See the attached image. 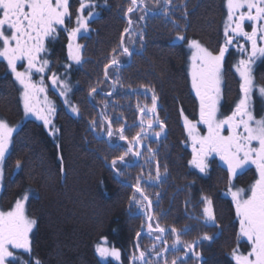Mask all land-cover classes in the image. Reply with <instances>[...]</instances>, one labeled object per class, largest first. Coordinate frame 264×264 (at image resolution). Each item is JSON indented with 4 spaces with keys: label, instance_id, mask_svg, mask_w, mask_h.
Segmentation results:
<instances>
[{
    "label": "trees",
    "instance_id": "1",
    "mask_svg": "<svg viewBox=\"0 0 264 264\" xmlns=\"http://www.w3.org/2000/svg\"><path fill=\"white\" fill-rule=\"evenodd\" d=\"M84 3L94 15L78 39L80 62H68L67 53L58 47L47 53L56 76L62 74L59 68L64 69L61 62H67L64 75L71 87L70 107L78 109L74 113L54 97L53 135L40 121L24 118L21 87L11 70L0 65V121L18 126L3 161L0 209L9 211L27 194L26 213L35 221L30 252L11 248L14 255L6 264H118L98 257L96 248L102 240L120 251L119 264H141V251L145 253L142 264H171L173 259L177 264H235L233 250L246 254L248 243L239 236L235 208L224 192L229 187L249 189L256 179L254 170H245L230 181L228 170L215 158L207 162L204 172L197 170L190 163L193 156L183 123L196 117L198 105L188 78V45L195 40L219 54L224 41V0H170V6L141 22L142 35L129 48L125 43L132 30L127 29L126 14L132 0ZM134 16L132 12L128 18ZM181 36L184 39H178ZM125 48L130 54L125 55ZM121 54L124 65L109 66L106 78L105 67ZM233 54L222 64L220 118L230 112L239 94ZM257 74L264 83V62ZM93 88L96 91L89 95ZM153 93L156 111L141 113L140 109L151 107ZM109 124L112 137L107 135ZM120 128L126 140L119 138ZM138 133L142 139L136 144L133 138ZM129 142L139 155L128 152L121 164L117 158L127 152ZM157 170L159 179H155ZM138 179L151 201L149 224L155 228L158 223L165 229L162 234L145 233L149 209L135 192ZM133 198H139L144 208L137 210ZM205 198L212 202L214 225L206 222ZM172 228L182 241L175 249ZM205 234L211 239L203 240ZM186 243H195L187 253Z\"/></svg>",
    "mask_w": 264,
    "mask_h": 264
},
{
    "label": "snow or ice",
    "instance_id": "2",
    "mask_svg": "<svg viewBox=\"0 0 264 264\" xmlns=\"http://www.w3.org/2000/svg\"><path fill=\"white\" fill-rule=\"evenodd\" d=\"M170 0H166V3ZM132 4L136 5L137 0H132ZM227 20L225 21L224 35L226 37L225 45L219 49V54H213L195 40L189 42V47L193 49L191 55V67L189 75L191 77L192 89L199 100V121L193 123L187 118L184 119V126L188 138L192 141L193 158L190 161L192 165L197 167L201 172L206 170L207 164L205 159L207 156L215 153L227 165L229 180L237 175L238 169H243L245 165H255L258 178L251 184L245 195L244 189L229 192L235 205L236 216L239 220V236L247 238L251 245V250L246 254H239L237 250H233L232 257L235 264H264V119H256L250 110V102L253 92V78L251 72V63L257 55L264 56V47L258 45V41H264V0H226ZM86 7L84 0H81L80 10ZM133 7L128 8V12H132ZM70 15L69 0H0V58L7 62L8 68L12 71L15 79L23 88L22 99L25 114H32L37 120H43L46 128L51 124L50 116L54 109L49 105L47 114L43 108L37 107L38 94L44 92L45 89L38 87L32 82L30 73L33 69L36 72L43 73L48 65L47 60L40 58V53L45 50V38L54 33L57 25L65 24V17ZM92 13H89L91 16ZM143 19V17H141ZM245 22L251 25V31L245 30ZM129 25L132 20L129 19ZM78 27L69 32V40L71 41L76 34L83 28L87 31V23L84 17H77ZM7 29V31L5 30ZM127 31V29L125 30ZM229 32L233 36H229ZM242 36L246 41L251 43V55L247 60L241 59L236 71L241 78L240 92L241 97L235 105L232 114L223 119L218 118V104L220 100V83L221 68L228 45L233 43L234 37ZM184 39V37H178ZM69 57L80 62L79 45L73 54L72 44L69 43ZM238 50L245 52L244 45H238ZM125 54L128 49H124ZM26 60L27 70L18 71L17 61ZM114 58L112 64H117ZM107 67V66H106ZM107 77V72L105 73ZM53 85L57 84L55 74L51 77ZM61 88L66 85L60 84ZM96 89L93 88L92 92ZM151 91V89H149ZM259 92L264 96V87L259 88ZM64 94L63 92L61 93ZM110 95V93H109ZM67 103V100H66ZM157 108V97L155 93L152 96V105L146 109H140L141 113H154ZM74 113H78L75 106H71ZM158 118H157V121ZM95 123V122H93ZM141 123H144L142 119ZM197 124H203L207 128V134L201 135L197 130ZM153 121L148 120V127L151 128ZM161 131L164 124L160 123ZM225 129L227 135H224ZM120 139L126 140L124 129H118ZM143 128L141 132H143ZM13 129L5 122L0 121V162H3L8 151ZM107 135L112 137L113 131L111 124L107 129ZM155 135L159 137L160 132ZM141 133L133 138L136 144L141 143ZM253 142H255L254 146ZM199 145V148L196 146ZM152 151V149H149ZM128 152L133 155H139L134 150L131 142L124 155L117 159L121 164L125 163V156ZM117 159L112 161L113 169H116ZM19 167V162H17ZM119 174V172H117ZM2 175V173H0ZM159 170L155 179H159ZM150 179H153L150 177ZM135 192L139 193L144 200H148L144 189L141 187L139 179L135 186ZM29 196L25 194L23 199H18L14 207L9 211H0V264H6V259L13 257L12 249H23L30 252L29 233L31 232L34 220L29 219L25 215L24 201ZM135 199V198H133ZM136 203H140L139 200ZM204 215L206 222H215V217L211 208V200L205 198ZM151 201L149 200V208ZM149 220L153 217L149 216ZM149 233L155 231L164 233L165 229L158 223L153 228L151 224L148 226ZM176 234V239L172 244L175 249L177 245L182 243L179 234L175 228L171 229ZM139 236L140 234L137 233ZM156 239H160L157 236ZM203 240H210L211 237L204 235ZM195 243L184 244L185 253L190 249H194ZM168 250L167 242H164V251ZM96 252L101 258L112 256L116 259L120 258V253L116 249L109 250L107 247L97 246ZM163 253H157L162 255ZM194 256L199 253L193 251ZM145 253L140 252L139 259L143 262ZM135 260L136 257H133ZM39 264V261H36ZM150 264V262H149ZM167 264V261L165 262ZM171 264H177V260L173 259Z\"/></svg>",
    "mask_w": 264,
    "mask_h": 264
},
{
    "label": "rangeland",
    "instance_id": "3",
    "mask_svg": "<svg viewBox=\"0 0 264 264\" xmlns=\"http://www.w3.org/2000/svg\"><path fill=\"white\" fill-rule=\"evenodd\" d=\"M152 0H137V4L136 5H133V11L132 12H134V14H135V19H132L133 21H132V24L131 25H129V23H128V27H129V29L130 30H132V32H131V34H130V36L128 37V40H127V42L125 43V47H127V48H129L130 47V45H131V43L132 42H135L136 40H138L140 37H141V35H142V30H143V28L141 27V22L143 21V20H145V18H147V16L148 15H151L152 13H154V12H157V11H159V10H161L165 5L168 7V6H170L169 4H170V2H167L166 3V0H153V2H151ZM224 3H225V13H226V18H225V20H224V26H223V32H222V34L224 35V27H225V21L227 20V6H226V0H224ZM86 6H87V4H86ZM132 12H128L129 13V15L128 16H130V14L132 13ZM89 13H92V15L91 16H89ZM83 14H84V16H86V17H84V19H85V21H86V23L87 22H89L90 21V18L94 15V13L93 12H91V10L90 9H88L87 10V7L83 10ZM79 16H81V15H79ZM128 16L126 17L128 20H129V18H128ZM141 17H143V19H141ZM128 29V28H127ZM83 28H81L80 29V34L83 32ZM129 30V31H130ZM224 40H226V37H225V35H224ZM71 42V44H72V51H73V54H75V52H76V47H77V45H79V43H77L76 41H73V39L70 41ZM258 45L259 46H261V47H264V41H258ZM69 46V45H68ZM194 50L193 49H191L190 47H189V45H188V55H187V58H188V65H187V69H188V78H189V80H190V85H191V90L193 91V89H192V84H191V77H190V75H189V72H190V67H191V55H192V52H193ZM67 53H68V57H69V47H68V49H67ZM124 54V53H123ZM123 54H121L120 56H116V60L118 61V63H117V65H115V64H112V61H110V63L107 65V67H105V69H104V73H106V71H107V68L109 67V66H114V67H118V68H120V66L121 65H124V64H122V62L121 61H123L124 60V58H125V56L123 55ZM79 55H80V45H79ZM126 55V54H125ZM246 56V58L245 57H243L242 59H245V60H247L248 59V56H247V54L245 55ZM256 58H261V56H259V55H257V57H255L254 59H256ZM1 60H2V58H0ZM42 60H46V59H42ZM22 62H23V68L24 69H18V67L20 66V64H22ZM68 62H72V63H75V60H73V59H70V57L68 58ZM239 65V63H236L233 67H234V70H235V73H236V76L239 78V87H240V83H241V78H240V75H239V73L236 71V68H237V66ZM252 63H251V72H252ZM17 70L18 71H21V72H23V71H26L27 70V61L26 60H19V61H17ZM62 70V71H61ZM56 70H53V68H52V65L50 64V62L48 61V65L45 67V69H44V72L43 73H39V72H36L35 71V69H33L32 70V72L30 73V75H31V79H32V82L33 83H35L38 87H40V86H42L44 89H45V91L44 92H41V93H39L38 94V104H37V107H39V108H43L44 109V112H45V114H47V111H48V107H49V105H51V107L54 109V112H53V114L49 117L50 118V120H51V124L49 125V127L48 128H46V130H48L52 135H53V133H54V126H53V121H54V114H55V112H56V108H55V100H54V97H56L57 99H58V101L59 102H61V104L62 105H64L68 110L69 109H71V107H70V102H71V96H70V92H71V87H70V85H69V83H68V77H66L65 75H66V73H68L67 71H68V66L67 67H65L64 69H60L59 68V73L60 72H62V74H59L60 76H56V74L54 73ZM114 71V70H113ZM53 74H55V76H56V78H57V84L56 85H53V83H52V79H51V77L53 76ZM65 74V75H64ZM11 75H12V77L13 78H15V76H14V74L12 73V71H11ZM105 77H106V75H105ZM107 78V77H106ZM253 78V92H252V99H251V102H250V105L253 107V105L254 106H256V105H258L259 107V110L257 111L256 110V112L257 113H259V115L257 116V114H256V112H255V115H254V112H253V116L256 118V119H264V96H262L261 94H260V92H259V88L260 87H264V83H261V82H259V80H258V77L256 78L257 79V82H256V79L254 78V77H252ZM17 81V80H16ZM18 82V81H17ZM18 84H19V86L21 87V93H20V98H21V103H22V109H24V105H23V99H22V92H23V88H22V86L20 85V83L18 82ZM60 84H64V85H66V88H61L60 87ZM114 83H113V85H112V88H111V91L109 92L110 94L112 93V91L114 90ZM222 87H223V79H222V68H221V83H220V100H219V104H218V106H220L221 105V103H222V96H223V89H222ZM64 93L63 95L61 94V93ZM108 93V94H109ZM193 93L195 94V92L193 91ZM239 99H240V97H241V92H239ZM196 96V95H195ZM53 97V98H52ZM66 100H67V103H66ZM196 100L198 101V103H199V100H198V98L196 97ZM138 106H140L138 103H137V108H138ZM219 114V112L217 113V115ZM152 117V116H151ZM220 116H218V118H219ZM24 118L26 119H33V120H36L37 121V119H36V117L34 116V115H32V114H25V111H24ZM222 119V118H221ZM38 121H40L41 123H43V120H38ZM6 123V122H5ZM184 123V122H183ZM7 124V123H6ZM10 128H12L13 129V132H12V136L16 133V130H17V128H18V126H16V127H13V126H10L9 124H7ZM43 125H44V123H43ZM197 126H198V124H197ZM201 128H202V131H200V130H198V128H197V130L200 132V134L201 135H206L207 134V128H206V126L205 125H201ZM187 133V132H186ZM224 135H227V130L225 129V131H224V133H223ZM12 136H11V138H12ZM108 138V137H107ZM109 139V138H108ZM188 142H189V145H190V149H191V153H192V156H193V151H192V148H193V145H192V141L188 138ZM11 140H10V144H9V147H8V150H9V148H10V146H11ZM197 148H199V145H197L196 146ZM8 152V151H7ZM6 155H7V153H6ZM6 155H5V157H6ZM213 157H215L218 161H221V162H219L221 165H224V167L227 169V165L220 159V157L218 156V155H216L215 153H212L211 155H209V156H207L206 157V159H205V162H206V164H207V162L209 161V160H212V158ZM251 166H253V167H255V165H252V164H250ZM194 166V165H193ZM246 166V165H245ZM195 167V166H194ZM2 168H3V162H0V173H2ZM197 168V167H196ZM256 168V167H255ZM245 169V167L243 168V169H238L237 170V174L238 173H240L241 171H243ZM197 170H199L198 168H197ZM228 170V169H227ZM200 171V170H199ZM235 178V176L234 177H232V180ZM257 178H258V176H257ZM2 180H3V175H0V192H1V190H2ZM230 188V187H229ZM232 189V188H231ZM235 190H237V189H235ZM235 190H233V191H235ZM247 194H249L248 193V191L246 192L245 191V195H247ZM225 196L226 197H229L230 199H231V202H232V205H233V208H235V205H234V203H233V201H232V197H231V194H230V192L229 191H227L226 193H225ZM23 197L24 196H22L21 198H19V199H23ZM142 198V197H141ZM137 200H139L140 201V203L138 204V203H136V201ZM143 200V199H142ZM27 201V200H26ZM26 201H24V209H25V215L28 217V215H27V213H26ZM144 202H145V207L147 208V206H148V204H147V202L145 201V200H143ZM148 203H149V201H148ZM146 204H147V206H146ZM15 205V204H14ZM14 205L12 206V208L14 207ZM135 205L137 206V210H140V209H143L144 208V206H143V203H142V201L138 198V199H135ZM11 208V209H12ZM11 209H9V210H11ZM0 211H2L1 209H0ZM235 213H236V209H235ZM149 216H152V212H151V209H150V212H149ZM148 216V217H149ZM29 219H30V217H28ZM236 218H237V216H236ZM238 219V218H237ZM32 220V219H31ZM148 220H149V218H148ZM150 221V220H149ZM239 221V220H238ZM209 224H212V225H214L215 223H212V222H209ZM33 227H34V225H33ZM154 228V227H153ZM33 229L34 228H32V230H31V232L29 233V240H31L30 239V235H31V233H32V231H33ZM239 229H240V226H239ZM154 232V231H153ZM152 232V233H153ZM145 233H147V234H150L149 233V230H148V228L145 230ZM242 238V240H245L247 243H248V241H247V238H245V237H241ZM99 246H103V247H107L109 250H111V249H116L114 246H110L109 244H107V242L106 241H104V240H102L99 244H98ZM97 245V246H98ZM11 249V248H10ZM14 250H17V251H24L23 249H14ZM117 251H118V249H116ZM251 250V245L248 243V252ZM119 253H120V251H118ZM247 252V253H248ZM97 253V252H96ZM246 253V254H247ZM246 254H244V255H246ZM97 255H98V253H97ZM98 257H100L99 255H98ZM162 257V256H161ZM100 259H101V261H103V262H108V260H111V261H114V262H116V263H118L119 264V262H121V256H120V258L119 259H116V258H114V257H112V256H108V257H105V258H101L100 257ZM140 263L142 264L143 262L142 261H140Z\"/></svg>",
    "mask_w": 264,
    "mask_h": 264
},
{
    "label": "flooded vegetation",
    "instance_id": "4",
    "mask_svg": "<svg viewBox=\"0 0 264 264\" xmlns=\"http://www.w3.org/2000/svg\"><path fill=\"white\" fill-rule=\"evenodd\" d=\"M78 2L80 3V4H78ZM80 5H81V0H69V11H70V15L68 16V17H65V24L64 25H57L56 26V31L54 32V33H52L50 36H48V37H46L45 38V41H44V48H45V50L43 51V52H41L40 53V58L41 59H48V52H49V48H52L53 50L54 49H56L57 47V49L59 50V51H62V53L64 54V53H67V49H68V45H69V43H71L70 42V40H69V32L72 30V29H75V28H77L78 27V25H77V17L79 16V15H82L83 17H86V16H84V14H83V10L86 8H84L82 11L80 10ZM6 31H7V29H5ZM245 30L246 31H251V25H250V23L249 22H245ZM229 36H233V34L231 33V32H229ZM79 37H80V31L76 34V36L73 38V41H76L77 43H79L78 42V39H79ZM225 41L226 40H224L223 41V44H221V46H224L225 45ZM238 45H244L245 46V49H246V51L245 52H241V51H239L238 50ZM228 47V51H226V53H225V56H224V60H223V63L227 60V56H228V54L229 53H234L233 55L234 56H236L235 57V63H234V65L236 64V63H239L240 62V60L243 58V57H245L246 58V54H247V56L249 57L250 55H251V43L249 42V41H246L242 36H239V37H234L233 38V43L231 44V45H228L227 46ZM67 55H68V53H67ZM64 57V56H63ZM65 57H66V55H65ZM64 60V59H63ZM47 61H49V60H47ZM65 61V60H64ZM62 61L61 63H65V64H63V68H65L66 66H67V62L65 61ZM262 62H264V56H261V58H256V59H253V61H252V77H254L255 79L257 78V76H258V72H259V70H260V65L262 64ZM222 63V64H223ZM5 65L6 67H8V65H7V62L6 61H4L3 59L1 60L0 59V65ZM23 62H22V64H20V66L18 67V69L20 70V69H24L23 68ZM238 78V77H237ZM239 79V78H238ZM256 82H257V79H256ZM258 83V82H257ZM238 89H239V92H240V87H238ZM195 95V94H194ZM239 101V95H238V97H237V99H236V101L234 102V104H233V106H232V108H231V110H230V112L226 115V116H229V115H231L232 114V111L235 109V105H236V103ZM221 106V105H220ZM220 106H218V112H219V114L217 115V116H220V113H221V111H220ZM256 106H254L253 105V107L250 105V110L252 111V113L254 112V115H255V112H256V110L258 111L259 110V108H255ZM256 114H257V116L259 115V113H257L256 112ZM225 116V117H226ZM225 117H222V119L223 118H225ZM220 118V117H219ZM221 119V118H220ZM188 120H190V119H188ZM190 121H192L193 123H196V122H198L199 121V103H198V105H197V109H196V117L193 119V120H190ZM201 125L202 124H198V126H197V128H198V130H200V131H202V128H201ZM253 144H254V146H258V145H255V142H253ZM213 158H215V157H213ZM216 159V158H215ZM216 161L219 163V162H221V161H218L217 159H216ZM220 164V163H219ZM221 165V164H220ZM222 166H224V165H222ZM250 169H252V170H254V175L256 176V179H257V171H256V168L255 167H253V166H251L250 164H248V165H246L245 166V169L243 170V171H245V170H250ZM243 171H241V172H243ZM240 172V173H241ZM239 174V173H238ZM237 176V175H236ZM255 179V180H256ZM254 183V182H253ZM252 184V183H251ZM251 186V185H250ZM229 189L230 188H228L227 189V191H229ZM227 191H225L224 192V195H225V193L227 192ZM248 191V189L246 190V192Z\"/></svg>",
    "mask_w": 264,
    "mask_h": 264
},
{
    "label": "water",
    "instance_id": "5",
    "mask_svg": "<svg viewBox=\"0 0 264 264\" xmlns=\"http://www.w3.org/2000/svg\"><path fill=\"white\" fill-rule=\"evenodd\" d=\"M128 15H129V13L126 14V17H127ZM129 30H130V29H129V27H128V31H129ZM121 46H122V41H121ZM115 65H117V64H115ZM145 201H146L147 204H148V209H149V212H150L151 207L149 208V203H148V201H147V200H145ZM147 223H148V225H149V223H150L149 220H148Z\"/></svg>",
    "mask_w": 264,
    "mask_h": 264
}]
</instances>
